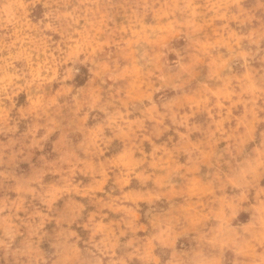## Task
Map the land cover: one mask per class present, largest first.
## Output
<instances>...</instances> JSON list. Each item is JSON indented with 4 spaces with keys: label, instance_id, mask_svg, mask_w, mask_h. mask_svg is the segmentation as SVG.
Returning a JSON list of instances; mask_svg holds the SVG:
<instances>
[{
    "label": "clouds",
    "instance_id": "obj_1",
    "mask_svg": "<svg viewBox=\"0 0 264 264\" xmlns=\"http://www.w3.org/2000/svg\"><path fill=\"white\" fill-rule=\"evenodd\" d=\"M0 264H264V0H0Z\"/></svg>",
    "mask_w": 264,
    "mask_h": 264
}]
</instances>
